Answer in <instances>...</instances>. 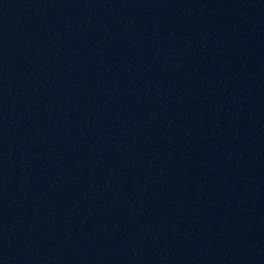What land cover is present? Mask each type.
<instances>
[{
  "label": "water",
  "instance_id": "1",
  "mask_svg": "<svg viewBox=\"0 0 264 264\" xmlns=\"http://www.w3.org/2000/svg\"><path fill=\"white\" fill-rule=\"evenodd\" d=\"M0 264H264V0H0Z\"/></svg>",
  "mask_w": 264,
  "mask_h": 264
}]
</instances>
